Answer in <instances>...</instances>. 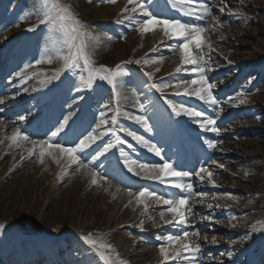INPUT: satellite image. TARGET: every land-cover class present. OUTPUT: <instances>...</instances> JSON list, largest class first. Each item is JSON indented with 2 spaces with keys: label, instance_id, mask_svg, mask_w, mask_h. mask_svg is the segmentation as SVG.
Here are the masks:
<instances>
[{
  "label": "snow or ice",
  "instance_id": "6c2138e0",
  "mask_svg": "<svg viewBox=\"0 0 264 264\" xmlns=\"http://www.w3.org/2000/svg\"><path fill=\"white\" fill-rule=\"evenodd\" d=\"M127 2L134 6L131 8L126 6L122 9V13H127V15H123L116 21L117 23L129 21L135 25H139L140 27L138 30L142 33L151 32L154 29L159 28L162 31L163 36L167 38V40L162 41V43L168 45L169 51L179 49L180 53V64L177 65L175 72L169 74L167 80L165 78L153 80L152 73L141 70L142 75L147 79L140 81V85L147 88L149 91L155 90L162 92V89L168 87L169 84L176 79V74L187 72L189 76L193 78H181L176 83L175 87L177 89L183 87V92L176 91L175 95L195 96L208 106H218V101L213 95V89L216 87V84L210 82L211 78L207 76V72L211 70V67L208 60L205 59L206 54L202 51L206 45V41L202 34L209 31V29H205L195 22H182L180 19L160 18L156 13L150 11L149 6L142 2V0H127ZM183 2L184 0H172L174 5L180 3L182 6ZM208 11L207 7H204L203 12L193 10L186 11L185 14L203 20L208 14ZM221 11H223V9H221ZM38 14L43 17L40 20V23L47 24L50 31L60 32L66 37L64 43L69 49L67 54H64L62 49H57L59 59L62 60L63 63L61 68L57 69L53 76L48 79H59L65 70L73 71L80 69L82 74L77 81V86L75 87L76 96L72 100V105L69 106L68 115L62 114L63 119L57 120L55 130L51 131L50 134H46V139L38 141L31 140L29 135L25 134L19 127L14 129L13 134L9 139L16 144V147H21L23 142L31 143L32 147L27 150L29 156L34 154L35 149H39L41 162H43V157L47 154L57 163H60L61 158L66 157L68 161L67 166L78 165L79 169H89L91 171L92 184L97 183V172L95 170L94 162H98L100 158L107 159V154L110 150L119 147L121 159L128 172L140 176L141 171H143V178L159 182L160 184H168L169 186L180 190L179 194H174L169 198H165L164 195L158 194L155 190L141 187L138 192H133L129 189V196H134L138 204L144 203V197H150L156 204L166 206V211L172 214V220L165 219V212L161 211L160 219L163 220L165 224L175 223L176 225H180L187 223L184 206L188 205L189 199L192 197L193 184L191 183V177L193 174L189 171H177L174 165L169 163L168 159L162 155V149L160 147L145 140L141 136H137L135 133H129L133 139L147 147L150 152H153L155 156L160 157L163 161L162 163L151 164L139 163V169L141 171L135 170L134 165H136L138 161L129 159L123 147H120L125 141H123L115 131V125L118 124V115H112L110 117L111 125L108 126L105 131H100L101 126L108 124V119L106 118L108 114L101 111L99 123L95 128L89 131L87 135H83V138L77 136L79 139L78 143H76L75 140H66L63 143L59 142V137L67 133L74 117L77 115L71 111V107L82 103L86 99L85 96L80 95L82 91H99L103 89L105 85H108L110 86L109 90L111 94L114 97H119L120 94L117 92V86L124 87L128 84L131 73L124 62L118 63L114 67H108L106 65H99L97 67L93 64L90 58V43H99L100 37L94 36L88 31L89 26L80 21V19L74 15L71 6L62 4L60 0H42ZM21 18L27 19L28 16ZM213 19L216 20V17H213ZM216 23L219 24V21L216 20ZM38 26L39 25H32L26 29V31L35 32ZM108 39H111V37H108ZM173 43L175 47H172ZM207 46L211 48L210 44ZM192 47L201 50V54L199 56L193 55L191 51ZM152 51L154 52L155 49ZM160 59H162V57H160ZM41 62V60L36 61L37 64H40ZM46 62L51 63L52 58L49 56ZM143 62L148 64L150 62L154 63L155 60L149 61L148 59H144ZM134 63L140 64L141 60H136ZM25 67H30V65H25ZM85 70L87 71L86 76L83 75ZM15 75L22 78L23 76H26V74H23L22 76V71L16 72ZM135 91H139V88H136ZM235 99L238 104H244L247 102L246 98H242V94H238ZM0 103H2V101H0ZM117 103H119L118 99ZM164 103L171 108L172 113L176 116L182 114L189 115L196 120V123H198L201 128L207 131H218L215 127L216 120L206 117L204 112L196 111L194 108L185 107L183 104L177 105L172 99H165ZM154 104L155 101L149 99L147 105L139 103V107L147 110L148 107H151ZM102 107L107 108L110 107V105H103ZM119 111V108H117L116 112L119 113ZM133 118L141 123L146 131L151 130L144 115L135 116ZM25 119V116L19 117L20 121H24ZM33 119L39 120L40 114L37 113ZM0 123H2V118H0ZM107 135H111L113 141H109L107 144H104L102 149L96 151L93 145H95L97 141H101L102 138ZM205 143L209 148L216 147V141L206 140ZM129 147H131V145H129ZM93 151L95 152V155H91ZM86 152L91 155V159L88 160L87 163H84L83 160L86 159ZM23 158L24 157L22 156L21 159ZM67 166L62 165L65 172L67 171ZM220 167H223V165ZM202 173H206L208 180L213 184L215 183V181L212 180L213 173L209 171L206 166H201L195 172V176L199 177L201 181L205 179L204 175H201ZM59 175L60 174H58V178ZM102 178L106 177L102 176ZM185 180H188V182L185 183ZM105 191H107V189H105ZM148 207L149 206L145 204V210H147ZM209 207H211V205H209ZM187 214H192L190 206L188 207ZM202 219L212 220L213 217L207 216L202 217ZM3 228L4 225L0 224V229ZM190 235L199 237L198 232L190 234L187 231H183L182 235L157 237V240L161 241L159 244V255L162 258V264H197V254L200 252V244L198 242L179 243L178 247L174 250L167 246L169 244L175 245L177 242L189 238ZM80 239L90 246L89 250L94 252L103 264H124L118 255L115 254L113 245L102 242L103 236L93 238L91 234H88L81 236ZM204 239L207 240L206 237ZM211 243H217L215 237L212 238ZM229 255H231V253H229Z\"/></svg>",
  "mask_w": 264,
  "mask_h": 264
},
{
  "label": "bare ground",
  "instance_id": "6f19581e",
  "mask_svg": "<svg viewBox=\"0 0 264 264\" xmlns=\"http://www.w3.org/2000/svg\"><path fill=\"white\" fill-rule=\"evenodd\" d=\"M6 1L10 2L9 6L12 10H26V11H29L30 8L40 9V5L42 3V0H5V2ZM99 1H102V0H99ZM249 1L250 0H237V5L238 7H240V10L231 9L229 12L228 8H230L232 4L234 5L236 3H230L228 2V0H225L224 3H221L219 1L218 7L214 8L216 19L223 18L226 16L227 21L230 24V27L228 30H230V32L237 33L236 38H233L232 33L231 34L227 33L224 35L222 33V28H224L223 26L219 27L218 29H213V28L207 27L209 25L208 21H206L205 24L204 22H202L203 24L202 27H204L205 29H209V31L211 32H214V35H216L215 38H218V41L220 43H223V45L221 46L225 50L228 51L229 57H231L232 59H235L237 55H243V56L246 55V56H249V58L257 57L258 54L255 51L238 52L236 46L242 45L243 42H245V41H242V39H244L243 38L244 36H246L247 38H253V39L255 38L254 41L256 42L254 43L257 44L256 45L257 48L259 50L264 51V27L262 25V23H264V12L262 11L264 9L263 8L264 0H257V2L261 4L259 6L260 9H255L250 4ZM84 2H85L84 0H72L71 5L73 6V10L80 11L82 15L86 14L88 12L87 11L88 7H87V4ZM116 4H118V2ZM120 5L121 3L117 5V8H119ZM219 5H221V7H219ZM204 7L205 6L202 7L201 12H203ZM207 9L209 10L208 12L212 11V9L210 8H207ZM216 9L219 10V12L218 11L216 12ZM221 9H223V11H221ZM254 16L257 18L254 19ZM206 19H208L207 15L205 16L203 21ZM210 21L212 22V24H216V20L210 19ZM230 21H237V24L234 26ZM92 29L93 27H88L89 32L92 31ZM208 35H210V32ZM258 35H263V36H258ZM43 36L47 39H52V40H57L59 38L66 39V37L62 33L57 32V31H50L49 27L45 29ZM159 37L161 36H159L158 34L153 35L152 41L159 40L157 39ZM111 43L112 42L107 41V39L105 38L100 40L99 43H90V47H89V51L91 52L90 58L95 61H100L101 63H107V64L113 63L117 58L116 56L114 57L113 50H110L112 46ZM120 46L121 45L118 43L116 45V48L121 49ZM228 46H231V47H228ZM128 47L129 46L125 45L124 48L122 49V53L124 57H128V56L134 57L133 52L131 53L128 51L127 49ZM43 54H46V53L43 52ZM46 55L47 57L50 56L52 58V63H56L59 60L58 53H47ZM209 58L212 59V56H210ZM165 69H167L166 65L162 68V71L160 72L159 75L166 72ZM210 74H212V68L210 71L207 72V76H210ZM130 78H131V81H133L135 84L137 83L135 75H132ZM118 88L121 92H120L119 97H116V99L119 100V103H125L124 101L126 98H124V96L122 95L123 90L121 89L119 85H118ZM259 92L261 93H259L258 97H254L252 100L253 103L256 104L257 110L259 111V115L257 117L258 121L255 122L257 124L263 121L264 119V109L261 107L262 105H264V79L263 81H261ZM236 106L238 105L236 104ZM254 125L256 124H252V126ZM5 129H6V126L5 127L0 126V132L1 131L3 132V136H2L3 140L11 136L10 134L7 137V134L5 133ZM238 129L240 128L235 127L233 132H230V134H232L233 136L231 138H234L235 142L231 140L224 144L223 143L218 144L220 151H229V150L233 151L237 149V146L241 144V140L239 136H235L239 132ZM224 133H227V132L224 131ZM173 139L176 143H178L179 141L178 137H174ZM242 139H245V138H242ZM253 141L256 143L255 145H256L257 151L252 152V154L253 153L257 154V152H259L260 154H263L262 155L263 157L262 159H253L252 161H250V167H252L258 173L250 174V176L248 177L249 186H245L244 189H246L249 193L259 194L258 198L255 199V201L251 203L252 208L256 210L259 205L261 206L264 205L263 204L264 202V194H263L264 192V148L262 146V144L264 143H261V142H264V140L254 139ZM258 142L259 144H257ZM173 145L175 148L176 145L174 142H173ZM28 148L30 147L25 144H22L21 147L14 148V150H11V151H10L11 148L0 150L1 157L2 156L4 157L3 159L1 158L2 160H0L1 175L3 174L5 170V166L8 165L10 160H13L16 152L19 153L20 156L22 155V156H25V158H27L29 155L27 151ZM242 148L244 151L247 152V148H244L243 146ZM9 151H10V154H9ZM5 155L7 157H5ZM28 162L30 163V165L28 164L22 165L21 167H23V169L20 170L19 172H17V170L20 168V166L16 164L15 169L12 170L11 172H8L6 176H3L2 182L0 183V221H10V222L17 224L19 227L17 229L16 226L7 225V227H9V230L13 233V236L12 237H9L8 235L0 236V248L4 250L6 258H8V255L15 253L14 251H12V248L14 247L12 245H15V246L17 245L19 247H25L27 245L33 246L36 242L41 241L40 235L34 234L33 238H31L30 240H19L16 244H14L17 241L15 240L14 235L16 236L19 235L16 233V231L18 230L19 231L21 230L23 232H29V226L26 225V221L32 216H34L36 212H38L39 210H42L41 207L44 201L46 203L45 213L42 215H38V217L36 218V221H38L40 216H42L41 222H42L44 229L51 230V231H57V232L62 231L70 223L77 208L79 210L80 209L84 210L85 213L89 215L90 217L94 215V219H95L94 222H90L88 225L82 224L79 226V229L83 230L85 234L87 235L92 234L93 231H99L103 227L104 228L106 227L109 220L111 219L110 216H105L106 209H108V204H109L108 198H109V193L111 190L110 188L112 186L109 181H106L96 176L97 183L92 184L91 183V180H92L91 172L87 169H78V170H75L70 177H68L69 180L67 184L64 186L65 188H64L63 193H60V188L55 187V191L53 190L51 194L47 195V190L42 188L44 184L48 182L47 175H46L45 168H44L45 163L43 164V162H41V160L38 158L36 159L34 158ZM224 162H227L228 166L232 165V163H230V160H227V161L225 160ZM69 172H72V170H69ZM261 172H263V174L260 175L259 173ZM27 173L31 174L33 185L26 184L27 182H31V180L27 178ZM212 180L215 181L214 183L215 187H217V184L222 186V183H224V179L222 176L216 175ZM225 180H229V182L227 183V186L230 188V192L236 190V188L238 187L236 185L238 184V180H232L230 179V177H228V179L225 178ZM243 180L245 179L239 178L240 186L243 185L244 183ZM80 184H81V187H79ZM87 185H90V191L94 195H90L89 197V194L85 193L84 198L92 199L93 203L91 204L92 205L91 207L86 206L83 208L82 206L77 205V202H76L77 198L75 197L78 195V192L80 190L87 188ZM206 186L209 188L210 184L209 186L208 185ZM34 188L36 189L42 188V191L36 190V194H35L33 191ZM105 189H107V191H105ZM39 200H41V203ZM216 200L220 201L222 200V197L217 196ZM233 200L238 201L239 199L233 198ZM242 206H243L242 201L239 200V207H242ZM201 208H204V207H201ZM130 213L131 212L128 211L127 216H129ZM258 214L264 220V213L258 212ZM238 222L239 223L241 222L242 224L243 221L239 220ZM241 224L239 226L240 229L244 228V226H242ZM244 236L245 235H242V233L240 237H238L237 233H226L221 236L207 235L206 237L207 244H204V246L202 247L204 248L205 246H208V244H213V243H210L208 240V238L212 240L213 237H215L217 240V243L213 245L218 247L220 246V244H222V238L224 237V239L229 240L228 241L229 244L228 242H226V244H227V247L232 250L236 248V244L239 243L238 240ZM44 240L49 242V238L44 239ZM56 240L63 241L61 243L70 244L73 248H76V249L80 248V243L78 242V239L72 233L61 232V234L56 238ZM179 243L180 242H177V244L171 245L170 247L172 249L176 248L179 245ZM121 249L123 253L122 256H124L123 261L125 262V264L133 263V260L130 258L131 253L129 252L127 248L126 241H124L123 247ZM211 251L212 252L215 251V248H213ZM236 251H238V253L244 252L243 249H239V248ZM127 254L129 255L127 256ZM134 254H137V255L143 254V257H142L144 259L143 262H152V261H149L152 255L148 251H146V249L140 250V251L135 250ZM222 255L223 253L219 252L217 256L221 257Z\"/></svg>",
  "mask_w": 264,
  "mask_h": 264
},
{
  "label": "rangeland",
  "instance_id": "374dc122",
  "mask_svg": "<svg viewBox=\"0 0 264 264\" xmlns=\"http://www.w3.org/2000/svg\"><path fill=\"white\" fill-rule=\"evenodd\" d=\"M87 4V13L82 15L80 11L77 10H73V6L71 5L72 0H60V2L62 4L65 5H69L71 6L72 12L74 13L75 16H77L80 21H82L83 23L87 24L89 27H93L92 31H90V33H92L94 36H99L100 40H102L103 38H108L107 36H112L108 33H106L104 31V27L105 24H107L106 26H108L110 23L111 26H114L120 33L117 35L113 36L114 43H112V46L110 48V50H113L114 52V57L116 56V60L113 62V64H107V63H101L100 61H97L96 63H98V65H106L108 67H114L116 64L121 63V62H126V63H130V64H134V61H136L139 57V53L141 50H137L135 52V59L133 57H124L123 53H122V49L124 48L125 45L129 46L127 49L129 52H133L134 50V45L138 44V47H142L146 44V41L144 40H137L136 39V35H135V24H131V22L129 21H124L123 23H117L116 21L118 19H120L123 15H127V13H121L122 9H124L126 6L128 8L133 7L134 5L128 4L127 0H124V4L123 7L116 10V6H115V1L117 0H106L103 1V3L101 2H97V1H89V0H84ZM232 2H237L236 0H232ZM250 4L255 8V9H260L259 6L261 5L260 3L257 2V0H250L249 1ZM264 8V6H263ZM261 8V9H263ZM9 9H6V12H8ZM264 12V9L262 10ZM30 15L34 12V8H30L29 9ZM261 12V11H259ZM22 12L21 10L18 12V15L21 16ZM98 14V15H96ZM139 15V14H136ZM259 15V14H257ZM11 16V15H9ZM13 18H17V17H13ZM257 17L254 16V19H256ZM30 21H24L22 20L20 22L21 25L27 24ZM102 22V23H101ZM19 23V22H18ZM224 24L226 25V30L224 31V33L228 32V27L229 26V22L227 20L224 19ZM21 25H12L10 26L6 32H10L12 29H16L18 27H21ZM263 27H264V23H262ZM46 26V24L43 23V27L44 28ZM5 29V28H4ZM3 29V30H4ZM2 30V31H3ZM238 30V29H237ZM241 30V29H240ZM230 32V31H229ZM1 33V32H0ZM146 33V32H145ZM231 33V32H230ZM233 33V38H236L237 33L232 32ZM258 36H263V35H258ZM244 39H242L243 42L242 45H237V50L238 52H252L253 49L257 50V44H255L254 41L255 38H247L246 36L243 37ZM120 44L121 49H117L116 45ZM211 44L210 42L206 41V45L203 49L208 48L210 50V52H212V55H216L219 54L222 57H224L225 59H228V55L227 53L224 52V50L218 48L216 50H213L215 45H219L218 43H214L213 46H211V48H209L207 45ZM249 44V45H248ZM59 46H61V44H58ZM175 47V45H174ZM131 48V49H130ZM133 48V50H132ZM192 49H195L194 47H192ZM117 50V51H116ZM69 51L68 48H65V50H63V53L66 54ZM260 53H264L262 51L259 50ZM170 54H175L173 56H167L166 59L168 58H175L176 56L179 55V49H176L175 51H170ZM194 54V53H193ZM195 55V54H194ZM217 56V55H216ZM133 58V59H130ZM156 58H151L149 59V61L155 60ZM133 60V61H131ZM131 61V62H129ZM37 63L35 60H31L29 61V63L27 65H30V67H25L26 68H32L33 66H35ZM145 63H142V65H144ZM153 63L150 62L147 65H145L146 69L149 70V72H157V69H152ZM56 67V65H52L51 63H48L46 61L42 62V66L41 68H45L48 69L50 71H53ZM75 76L72 75V81L74 82L75 80ZM262 81V80H261ZM261 81L258 82V87L259 85H261ZM129 87V86H128ZM256 90H257V84H256V88L254 87V90H250L247 94L248 98L250 99L252 96L257 95L256 94ZM138 92H135L134 89H131L130 87L127 88L126 93L124 94V96L129 95L130 98V102H134V103H130V107L136 110H143L139 107V103H144L147 105L146 102H140V96H138ZM103 105H110L109 104V95L108 92H106V96L105 98H103ZM71 101V99H70ZM139 101V103H138ZM129 106V105H128ZM78 108V106L74 107V109ZM102 108V110H101ZM94 107L92 109L91 115L92 117L94 116L93 119V123L96 125L99 123L100 120V112L104 111L106 112L107 115V119L108 122L110 121V107ZM262 108L264 109V105L262 106ZM124 113V112H123ZM263 118V117H262ZM245 120H253L252 118H244ZM254 122V128L255 131L250 132L251 134H245L243 135V142H242V146L244 148H247V152L244 151L241 147V145L238 147L236 152H225L227 156H229L228 158H225V160H230V163H232L231 166H228L227 162H222L221 163L219 160H215L216 165L218 166L217 169L211 170V172L213 174L216 173H222L220 176L225 177L226 173H235L234 176H232V178L234 179H239V177H246L248 176L249 172H251V169H253L252 167H250V161L253 160L254 158H252L250 160L249 156L250 154H252L253 151H255L256 149L254 147H256V143L253 141L254 139H262L264 140V119L263 121H261L260 123H255ZM107 128V124L101 126L100 131H105ZM240 137L242 135H239ZM146 140V138H144ZM25 143V142H24ZM28 144H30L29 142H26ZM108 141L103 142L97 149L96 151H99L100 149L103 148L104 144H107ZM264 143V142H261ZM259 144V142L257 143ZM263 148H264V144H262ZM11 148V150H14V148L16 147V144L11 142L9 143V141H5L4 143H2L0 141V150L2 148ZM3 149V150H4ZM9 151V154H10ZM19 153L16 152V154L14 155L13 160H10V162L8 163V165L5 166V170L3 172V174L1 175L0 173V183L2 182L3 176H6L8 172H11L12 170L15 169L16 164H18L20 166V168L17 170V172H19L20 170L23 169V167H21L22 165H30V163L28 161L38 157H39V150H35V154L29 156L27 158H25V156H23L24 158L21 159L22 155L18 156ZM91 155H95V152H92ZM91 155L88 158V160L91 159ZM263 155V154H262ZM262 155L257 154V156H253L255 158H260L262 159ZM33 156V158H32ZM246 156V157H245ZM5 157H7L5 155ZM107 157H109V153L107 154ZM4 158L3 156L1 157V153H0V160ZM43 158H46V154ZM130 159V158H129ZM104 160V158H102V161ZM132 160V159H130ZM51 162V161H49ZM66 165V163H65ZM221 165H223V167H220ZM25 167V166H24ZM137 167V166H136ZM234 167V169H232ZM250 168V169H249ZM218 169H220L221 171H218ZM249 171V172H248ZM45 172L47 175V180L48 182H46L44 184V186L42 187L43 189L47 190V195L51 194L53 192V190L55 191V187L60 188V193H63L64 191V186L67 184L68 180H65L66 178H64L66 176V174L64 173V169L63 170H53L52 168H49V166L45 167ZM248 172V173H246ZM29 173V172H28ZM27 173V178L29 180H31V182H27L26 184L28 185H33V181H32V177L31 174ZM252 173H254V171H252ZM257 173V172H256ZM58 174L59 178H58ZM260 175L263 174L259 173ZM15 175V174H14ZM105 179V178H104ZM9 181V180H8ZM36 186V185H35ZM242 186H249V183L245 180V183ZM79 187H81V184L79 185ZM41 189H36L34 188V193L36 194V190L38 191H42ZM242 191H244V193L246 192V189H244L243 187H240L239 192H236L233 196V198L236 197H241V198H245L242 199V203L244 206H246V209H244L243 211L238 210L235 214V216H233V224H238V219L240 220L242 215L244 216L243 220H245L246 222H250L252 223V219H255L254 216H256L257 211H261V209H257L254 210L252 209V204H251V200L256 198V193L252 194L250 197L246 196ZM85 193L90 195H94L91 191L90 188L87 187L83 190H80L78 192V195L75 197L77 205L78 206H82L83 208L88 206L91 207L93 200L89 199V198H84L85 197ZM124 193V194H122ZM218 196H221L222 193L220 192V190L218 192ZM264 193V192H263ZM213 194V193H211ZM210 193H207L206 196L205 194H202L204 196H202L199 201L201 200V205L202 204H210L211 208H209L208 210H205L203 212V215L207 216H211L213 217L212 220L214 225H218V228H220V230H217L218 233L221 232H225L227 230H222L223 227L228 228L226 226L227 222H229L228 216L229 214H227L226 211H224V209H222L223 205H219L216 204L215 201L211 200V199H216V196H212ZM221 194V195H220ZM247 194V193H246ZM225 200L229 201L231 197L229 196H225L224 197ZM240 198V200H241ZM41 199V198H40ZM144 200V203L138 204L136 201L133 202V199L131 196L128 195V189L125 188H121V186H118L116 184H113V188L109 193V198H108V209H106V215L105 216H110L111 219L109 220L108 224L106 225V227L100 229L99 231H93L92 232V237L93 238H97L98 236H103V240L102 242H106V243H110L113 245L114 249H115V254L118 255V257L120 258V260H124V256H122V247H123V243L124 241H126V245L127 248L131 251L130 254V258L133 260V264H142L141 262L144 261L143 254H134L135 250H147L152 254V258L149 261H158L159 259L162 260V258L159 255V244L160 242H158L157 237H165L167 236L166 233L164 231H158V232H152L150 234H143L140 235V231L142 230H150L154 227H157V225L159 226L162 222V220L160 219V212H157L156 209H153V206L156 205L155 201L150 198L147 197ZM41 203V200H39ZM199 201H195V203H198ZM253 202V201H252ZM145 204H147L149 207L147 210H145ZM151 207V208H150ZM235 207H238L237 205H235ZM42 210H39L38 212H36V214L34 216H32L31 218H29L26 221V225L29 226V232H23V231H16L17 234H19L18 236L14 235L15 240H17L16 242H18L21 239H26V240H30L31 238H33V235H40L43 237H52L55 238L57 236H59L61 234V232L65 233H72L76 236L77 239L80 240V243L82 245H86L87 249H81L79 251H73L72 248L67 247L66 250H62L63 253H66V256H69V253L72 252V258L70 260L67 261L66 264H90V263H96V264H103L102 261L99 260V257L92 251L89 250L90 246L85 244L84 241H82L80 239L81 236L83 235H87L83 232V230L79 229V226L84 224V225H88L90 222H94V215L92 217H90L89 215H87L85 213L84 210L82 209H78L76 210V212L74 213L70 223L62 230V231H51V230H47L43 228L41 219L42 216H40L39 220L36 221V218L38 217V215H42L45 213L46 210V203L45 201L42 203ZM130 211V215L127 216V212ZM168 212H165V218L168 217ZM215 214L217 216H215ZM230 218H232V216H230ZM236 219V220H235ZM138 220V222H134ZM211 220V221H212ZM242 220V219H241ZM256 220H258V218H256ZM203 221V220H202ZM259 221V220H258ZM128 222H130V224H132V226L129 227V229H124L122 228V226L124 224H128ZM193 222V221H190ZM0 224L4 225L3 229H0V236H4V235H8L9 237L13 236V233L9 230V227H7V225H13L16 226L17 229L19 228L17 224L10 222V221H0ZM240 224V223H239ZM212 224V226H214ZM217 227V226H215ZM144 228V229H141ZM233 228H236V226H234ZM197 228H195V230L193 229L192 231H190V234L193 232H197L196 231ZM207 232V231H206ZM199 233V232H198ZM106 234V235H104ZM199 235L202 240V242H200L201 244H205V239H203V231L202 233L200 232ZM199 237L196 236V238H193V236L190 235V238L186 239L189 240V243H193V242H198L199 243V239H197ZM19 239V240H18ZM153 240H155L156 244H152L151 242H153ZM137 245V246H136ZM171 245V244H169ZM169 245H167L169 247ZM85 248V247H84ZM172 249V248H171ZM174 249V248H173ZM71 250V251H70ZM142 253V252H141ZM79 254V255H78ZM55 255V254H53ZM129 254H127L128 256ZM56 257V256H55ZM124 262V261H123ZM144 263V262H143ZM125 264V262H124Z\"/></svg>",
  "mask_w": 264,
  "mask_h": 264
}]
</instances>
